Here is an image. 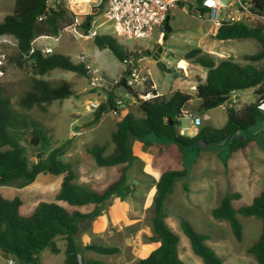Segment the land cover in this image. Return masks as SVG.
Wrapping results in <instances>:
<instances>
[{
    "label": "trees",
    "instance_id": "trees-1",
    "mask_svg": "<svg viewBox=\"0 0 264 264\" xmlns=\"http://www.w3.org/2000/svg\"><path fill=\"white\" fill-rule=\"evenodd\" d=\"M204 0H180L179 8H186L188 14L204 17L208 10L203 6ZM251 12L264 16V0H252ZM103 12V6L83 16L78 22L75 15L65 5V0H15L13 13L0 22V37H11L16 42V54L8 60L18 68L29 67L31 83L29 89L19 98L21 111L38 108L42 111L53 102L62 101L74 94L72 84L66 80L52 85L44 77L54 70L72 72L83 78H90V69L85 63H74L61 53L45 54L34 47V41L40 36L58 37L69 27L77 26L83 35L88 36L95 18ZM164 40L167 38V31ZM218 40L253 39L258 43L255 53L246 55V64L241 65L232 58L219 59L205 53L200 48L187 52L185 59L206 70V78L199 82L193 93L175 91L170 96L158 95L151 78L143 74V86L132 89L126 85L128 69L119 79L117 86L126 94L136 99V108L125 111L110 93L107 100L100 105L95 121L107 112L115 111L120 117L116 128L110 134L113 144L112 152L107 154L105 144H94L86 149L88 155L98 167H118V176L100 190L91 189L76 182L73 166L64 161L66 145L51 147L42 125L28 117V113H18L10 97L0 92V186L17 185L20 188L31 185L40 174L62 176L60 188L55 194V201L40 202L29 215L20 212L22 199L18 196L8 199L0 195V253L9 255L15 264H42L40 253L45 249L52 254H59L58 239L65 241L64 260L62 264H99L85 257L91 251L100 255L111 256L120 251L115 246L87 244L81 246L80 236L87 232L92 222L106 212L110 199L117 197L125 200L132 194L128 183V167L138 161L133 155L132 145L139 141L151 146L150 136L165 137L176 144L181 151L184 147L202 148V144L219 145L230 143V152L244 150L249 142L256 141L264 154V114L258 110V103L264 100V28L249 26L243 21H234L222 17L221 25L215 34ZM94 44L106 48L120 62L129 66V61L136 62L137 53L129 52L111 35H94ZM149 50L143 55L149 56ZM163 70L166 67L163 65ZM253 89L255 101L242 108L229 102L232 92ZM153 95L143 100L139 95ZM193 99H197L196 112L204 115L208 111L224 107L227 121L221 128L204 125L193 137L181 135L178 129L184 110L189 108ZM261 126H258V124ZM258 131V132H255ZM29 134L30 146L41 151L45 156L35 163H30L22 142ZM187 170H166L155 182V194L149 209L152 236L151 242L157 247L150 251L137 264H186L178 253L179 237L165 222L164 202L172 194L177 180L187 176ZM238 193L222 196L212 216L220 221H227L237 241H242L243 225L238 216L254 217L261 221L259 238L247 247V253L253 256L257 264H264V190L253 199L251 204L239 208L233 202L239 199ZM57 202H64L75 209L69 210ZM92 206V210L83 213L81 207ZM181 229L188 238L192 251L204 264H225L216 253L206 245L207 237L194 230L192 225L182 219Z\"/></svg>",
    "mask_w": 264,
    "mask_h": 264
},
{
    "label": "rangeland",
    "instance_id": "rangeland-1",
    "mask_svg": "<svg viewBox=\"0 0 264 264\" xmlns=\"http://www.w3.org/2000/svg\"><path fill=\"white\" fill-rule=\"evenodd\" d=\"M106 2L107 0H65L66 7L78 16V22H81L83 16L89 14L93 8L98 11L103 6V12L93 21L92 30L88 36L83 35L79 27L72 26L61 32L58 37L40 36L35 39L34 47L40 48L42 51L51 48L52 53L66 55L74 63L83 62L91 73L90 78H83L72 72L54 70L45 76L44 79L53 86L61 80L70 82L74 91L72 96L62 101L53 102L47 106L45 111L34 108L23 112L19 108L17 104L19 98L30 87V69L27 66L18 68L10 63L8 59L16 54V42L11 37H0V92L11 98L12 105L18 113H28L31 120L42 125L50 138L52 148L66 145L64 161L73 166L77 177L76 182L96 190L104 188L115 180L118 176V167H98L91 156L87 154L86 149L94 144H105L107 154L111 153L113 144L110 134L115 130L120 117L115 111H111L95 121L97 111L93 113L88 111V101L98 99L103 104L110 93H113L118 100L122 101L121 109H124L122 114L131 109L137 116H140V113L135 107L136 99L127 96L123 89L117 86L123 72L129 67L117 60L110 50L98 48L94 44L93 37L94 35H111L129 52L137 53L139 58L134 62V65L140 71L142 81L140 86H143L142 75L145 72L146 62L140 58L144 50L152 52L154 43L160 39L163 40L165 36L164 28L155 32L151 38L143 40L117 38L114 35L113 27L104 16ZM221 2L224 5L232 3L229 8L222 11L223 18L243 21L249 26L264 28V16L253 14L251 11L245 13L235 0H221ZM14 3L15 0H0V22L7 15L13 13ZM172 10L178 26L172 27L173 29L170 26L173 39L169 47L177 54L169 55L167 60L172 65L182 61L187 68L180 72L165 66L166 70H161L156 63L150 60L148 67L151 79L162 93L168 92L174 87L180 77L187 80L186 74L193 73L196 77L204 75V68L198 66V70H194L195 64L185 59L189 49L195 47L197 43L194 40L184 45L185 37L198 33V40L203 45L210 44V37H212L210 33L213 25L207 17L206 20L199 18L205 20L199 22L187 14L186 8H184L185 12L178 6ZM167 34L166 39L169 37V32ZM234 43L237 45L235 60L241 65L246 64L244 58L246 55L258 50V43L253 39L238 40ZM213 56L217 61L224 59L221 58L222 56ZM257 64L264 65V61ZM170 95L167 93L164 96ZM254 101V93L248 90L242 92L240 98H237L236 107L242 108ZM194 114L202 120L199 129L204 125L221 128L226 122V113L222 108L212 109L208 121L204 120L203 115ZM258 126L261 124L259 123ZM183 128H189L185 132V136H194L195 131L190 127L188 118L180 119L178 129ZM148 139L152 145L147 148L154 152L151 158L153 167L142 165L139 162H132L129 165L128 183L131 185L132 194L125 200H121L126 218L119 220L118 223L116 219L114 220L108 215L111 205L118 199L112 197L105 212L109 217L111 229L96 236L92 229L93 225H91L87 232L81 234V236L88 235L90 243L119 247L120 251L111 256L87 251L85 257L99 264H137L139 259L144 258L154 244L157 245L149 240L148 234H152L149 209L155 194L158 173L166 170L186 169L187 176L176 181L172 194L164 202L165 222L179 237L180 259L186 264H204L201 258L192 251L190 242L181 229L180 223L184 219L192 225L195 231L207 237L206 245L225 264H257L255 258L247 253V247L259 238L261 221L254 217L239 215L238 218L243 225V238L242 241H237L229 223L217 220L212 216V209L217 206L222 196L228 193H238L240 197L233 202V206L239 208L251 204L253 199L264 190V155L257 142L251 141L244 150L234 153L230 152L229 142L202 148L184 147L178 158L175 155L177 146L169 144L170 141L167 138L150 136ZM29 141L28 134L22 144L29 162L35 163L45 158L46 155L30 146ZM8 148L7 146L0 147L1 150ZM159 148L163 150V153L157 150ZM38 153H41L40 159L37 157ZM61 182L62 176L40 174L31 185L24 188H20L16 184L0 186V195L8 199L20 197L22 199L20 212L23 215H29L40 202L55 201V194L60 188ZM62 204L66 209H75L66 203ZM92 208L90 205L81 207L79 210L87 213ZM99 219L102 220V217L98 216L92 224ZM58 240V245L61 247L63 241L62 239ZM81 246H83L82 243ZM40 259L42 264H60L64 259V250L61 249L59 254H52L50 250L45 249L40 253ZM0 264H8V259L0 256Z\"/></svg>",
    "mask_w": 264,
    "mask_h": 264
},
{
    "label": "built area",
    "instance_id": "built-area-1",
    "mask_svg": "<svg viewBox=\"0 0 264 264\" xmlns=\"http://www.w3.org/2000/svg\"><path fill=\"white\" fill-rule=\"evenodd\" d=\"M178 1L179 0H107L104 16L106 21L113 27L114 35L117 38L126 40H143L152 37L156 30H162L165 28V21L169 16L170 11L177 7ZM235 1L245 13H249L251 11L252 0ZM231 5L232 3L224 5L221 0L203 1V6L208 10L205 16L215 27H219L221 25L222 11L229 8ZM43 52L45 54H51L52 49L46 48ZM164 66H169L180 72L186 70L187 68L186 64L182 61H178L175 65H172L170 61H166ZM128 67L126 85L132 89H137L142 83L140 71L137 67H135L132 60L129 61ZM127 96L134 98L129 94H127ZM138 97L140 99L147 100L152 98L153 95L151 96V94H146L139 95ZM229 102H237L235 92L230 94ZM116 103L121 108L122 101L117 100ZM100 105L101 103L98 99H91L87 103L88 111L93 113L98 110ZM257 107L258 110L264 114V100L260 101ZM201 122L202 120L199 116H192L190 125L196 132H198ZM186 130L187 129H181L180 134L185 135ZM262 130L264 137V128ZM8 264H14L13 260L8 259Z\"/></svg>",
    "mask_w": 264,
    "mask_h": 264
},
{
    "label": "crops",
    "instance_id": "crops-1",
    "mask_svg": "<svg viewBox=\"0 0 264 264\" xmlns=\"http://www.w3.org/2000/svg\"><path fill=\"white\" fill-rule=\"evenodd\" d=\"M180 9L182 11H184V8H180ZM187 14H188V12H187ZM188 15H190V14H188ZM190 16H193L195 19L199 20V22H203V21L206 20V16H204V17H200V16H196V15H190ZM169 17H170V19H169V26H171V28L172 27L173 28L177 27L178 26V23L175 20V15H174V11L173 10L169 13ZM199 18H205V20H202V19H199ZM212 25H213V23H212ZM172 29H171V31H172ZM217 29H218V27H215L213 25V28H212L211 33H210L211 36H212V37H210V42H211L210 44H208V43H206V45L201 44L200 40H198V36H197L198 33H195V35L194 34H191L189 36H186L185 39H184V41H183V44L185 45L187 43H191V41L196 40L197 41L196 46L193 47V48H200L205 53L210 54L212 56L215 55V56H218V57L219 56L220 57L222 56L221 58H232L234 61H236L235 60V58H236L235 57V54H236V51H237V48H236L237 45L234 42H237L238 40L236 41V40H218V39H216L215 38V34L217 32ZM157 31H161V30H156L155 32H157ZM171 31L169 32L168 39H165V40L163 39L164 41L160 39V40L156 41L154 43V45H153V46H155L156 44H160L162 46L163 51L166 54V56L162 58L163 65H165L166 61H168L167 58L169 57V55L177 54V52L173 51L172 48L169 47V45L171 43V40L173 39L172 34H171ZM205 36H207V34H205ZM203 38H204V33H203ZM193 48H190L189 51L191 49H193ZM170 53H173V54H170ZM141 59L146 62L145 63L146 66L144 68L145 69V72L143 74H147L151 78L150 73H149V67H148L149 61L152 60L151 57H148L146 55H142V57L140 58V60ZM237 63H239V62H237ZM194 70H198V65L195 64ZM185 77H188V79L187 80H183V78L180 77L179 81H177V83L175 84V86L172 87L168 92L162 93L161 90H159L158 87H156L154 85V83H153V85L156 88V90L158 92V95H165L167 93L168 94H172L175 91H182V92H187V93H193L194 90H195V88H196V86H197V84L199 82H203L205 80V78H206V70L204 72V75H201L200 77H196L195 75H193V73L186 74ZM248 90H251L252 92L254 91L253 89H248ZM248 90L236 91L235 92V95L237 96V98L238 97L240 98L241 93L242 92H245V91H248ZM197 106H198L197 99H193L191 101V103H190L189 108H187L186 110H184L183 116L181 118H188V121H189V124H190L191 117L192 116H195V114L193 115V113H197L196 112ZM218 108H222L225 111V109L223 107H218ZM210 111H208L207 113H205L203 115L205 121H208L210 119V115H209ZM225 113H226V111H225ZM226 121H227V114H226ZM190 127L193 128L191 125H190ZM183 129H187L188 130L189 128H183ZM194 131H195V129H194ZM196 134H197V132L195 131L194 136ZM169 144L177 146L172 141H170ZM259 149H260V147H259ZM157 150H160L163 153V150L161 148H159ZM180 151H181L180 148L177 146V151L175 152V155H177L178 158L180 156ZM132 152H133V155L138 158V161H135V162H139L140 164L149 166L151 168L153 167L152 162H151V158H152V156H153L152 154H154V152L150 148H147L146 145L142 144L139 141H134L133 142V145H132ZM261 152H262V150H261ZM262 154H263V152H262ZM152 173H153V171H152ZM161 174H162L161 172L158 173L157 180L159 179V177H160ZM57 203L60 206L64 207V205L62 204L64 202H57ZM106 214L107 213L100 215L99 217H102V220L101 219H99V221L96 220L92 224L93 225V228L92 229L94 230V233H95L96 236L101 235L103 232H105V230L111 229L110 226H109V217H108V215L111 216L112 218H114V220L116 219L117 222L119 220H122V219L126 218V215L124 213V208H123L122 201L119 198L117 200H115L114 204L111 205L110 209L108 210V215H106ZM113 227L115 229V226H113ZM148 236L151 237L152 234L149 233ZM62 241H63V245L61 247H59V245H58L59 240L57 241V245L60 248V252H61V249L65 250V241L63 239H62ZM80 242L82 243L83 246H85L87 244H91L90 243V237L88 235H85V234L82 235V236H80ZM100 245H102V244H100ZM157 245L154 244V246L152 247V249L150 251H152L154 248H156ZM0 256L2 257L1 253H0ZM62 263H63V261L60 264H62Z\"/></svg>",
    "mask_w": 264,
    "mask_h": 264
},
{
    "label": "water",
    "instance_id": "water-1",
    "mask_svg": "<svg viewBox=\"0 0 264 264\" xmlns=\"http://www.w3.org/2000/svg\"><path fill=\"white\" fill-rule=\"evenodd\" d=\"M180 1V0H179ZM169 19L170 17L168 16L166 21H165V30L167 32L171 31V28L169 26ZM151 57V59L156 63L157 67L159 69H163V62H162V58L166 56L165 52L163 51V48L160 44H156L153 47V51L150 53L149 55ZM214 145V144H213ZM202 147H208L207 144H202ZM40 155L41 153H38L37 157L40 159ZM2 257H4L5 259L9 258V255L7 253L1 252Z\"/></svg>",
    "mask_w": 264,
    "mask_h": 264
}]
</instances>
